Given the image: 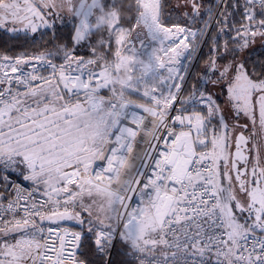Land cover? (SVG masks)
<instances>
[{"label":"snow or ice","instance_id":"1","mask_svg":"<svg viewBox=\"0 0 264 264\" xmlns=\"http://www.w3.org/2000/svg\"><path fill=\"white\" fill-rule=\"evenodd\" d=\"M0 30V264H264V0H0Z\"/></svg>","mask_w":264,"mask_h":264},{"label":"trees","instance_id":"2","mask_svg":"<svg viewBox=\"0 0 264 264\" xmlns=\"http://www.w3.org/2000/svg\"><path fill=\"white\" fill-rule=\"evenodd\" d=\"M129 2H130V0H123L124 4H128ZM98 12L102 13V11L100 9L98 10ZM122 15L128 16L130 14L127 11H125L122 13ZM67 22H68L69 28H71L72 24L77 23L78 21L75 19H72V21H70V22L67 21ZM60 23H61V21L57 20V24H60ZM133 23H134V21H133ZM123 24H124V27H126V28L130 27V24L127 20H125L123 22ZM69 28L62 29V32H67L69 30ZM98 35L99 34H97V36ZM56 37H57L56 42H62L60 33H57ZM52 38H53L52 32H50V31L45 32L43 30L39 31L38 33L35 34V40L31 39V37L24 38L22 43H21L22 45L17 46L14 49V51L15 52H22V51L27 50L29 53H35L37 51H41L44 49L52 50V49H54V44L52 42ZM93 43H94V41H93ZM15 44H17V42H15ZM2 47H3V40L0 41V48H2ZM207 53H208V48H207V46H205L204 47V55H202L200 61H204L205 59H207ZM80 54H83V50H81ZM57 61H59V60H57ZM190 80H191V83H195L194 79H190ZM185 95H186V93H185Z\"/></svg>","mask_w":264,"mask_h":264},{"label":"rangeland","instance_id":"3","mask_svg":"<svg viewBox=\"0 0 264 264\" xmlns=\"http://www.w3.org/2000/svg\"><path fill=\"white\" fill-rule=\"evenodd\" d=\"M208 2H209V0H205V3H208ZM98 9H99V7H98ZM102 14H103V13H95V12H94L93 17L91 18V23L93 22V24H95L97 18L100 17ZM138 31L143 32L144 30H143V28H140V29H138ZM137 47H139V43H138V42H137ZM45 50H47V49H44V50H41V51H45ZM39 52H40V51H37V52H35V53H39ZM35 53H34V54H35ZM57 62H59V61H57ZM203 62H204V61H200V62H199L200 66L203 65ZM121 75H122V76H125L126 73H121ZM190 79H191V78H190ZM189 83H191V80H189ZM217 91H218V90H217ZM106 93H107V91L102 92L103 95L106 94ZM186 94H187V93H186ZM131 98H132V99H135V100H137V101H140V97H138V96L133 95ZM223 99H224V97H223V96H220V98H219V102H220L221 104H223ZM140 102H142V101H140ZM62 225H65V226L70 227V228H75V222H74V221H65Z\"/></svg>","mask_w":264,"mask_h":264},{"label":"flooded vegetation","instance_id":"4","mask_svg":"<svg viewBox=\"0 0 264 264\" xmlns=\"http://www.w3.org/2000/svg\"><path fill=\"white\" fill-rule=\"evenodd\" d=\"M74 3H79V0H74ZM87 3H91V0H87ZM101 4H102V0H101ZM100 9V8H99ZM98 8L95 10V13H99L98 12V10H99ZM64 16H65V19L67 20V21H72V19H69L68 18V14L67 13H64ZM42 31V30H41ZM38 33V32H37ZM29 37H31V35L29 36ZM24 38H26V37H24L23 35H21L20 37H19V39H17V40H13V41H9L10 43H15V42H17V45L18 46H21L22 44V41H23V39ZM9 39V37H8V35L6 34V33H4L3 32V30H0V41H4V40H8ZM242 123H243V121H242Z\"/></svg>","mask_w":264,"mask_h":264},{"label":"built area","instance_id":"5","mask_svg":"<svg viewBox=\"0 0 264 264\" xmlns=\"http://www.w3.org/2000/svg\"><path fill=\"white\" fill-rule=\"evenodd\" d=\"M104 95H108V92H107L106 94H104ZM122 179H123V177H122ZM133 203H134V205H135V204L137 203V201L134 200ZM62 227H67V226L62 225ZM68 228H70V227H68ZM70 229H72V228H70ZM157 254L159 255V253H157Z\"/></svg>","mask_w":264,"mask_h":264},{"label":"crops","instance_id":"6","mask_svg":"<svg viewBox=\"0 0 264 264\" xmlns=\"http://www.w3.org/2000/svg\"><path fill=\"white\" fill-rule=\"evenodd\" d=\"M65 226V225H64Z\"/></svg>","mask_w":264,"mask_h":264}]
</instances>
